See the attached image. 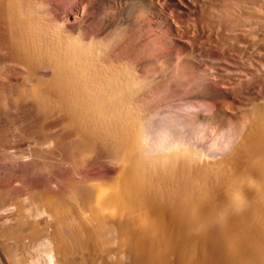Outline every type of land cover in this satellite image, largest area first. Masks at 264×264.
<instances>
[{
    "label": "bare ground",
    "instance_id": "1",
    "mask_svg": "<svg viewBox=\"0 0 264 264\" xmlns=\"http://www.w3.org/2000/svg\"><path fill=\"white\" fill-rule=\"evenodd\" d=\"M80 1L89 10L78 15L77 0H0V102L5 111L31 108L22 133L34 138L39 163L58 156L77 170L104 162L116 170L102 180L78 170L77 181L57 194L40 176L32 182L22 169L0 170V264H97L116 253L120 261L112 264H264V34L254 31L264 8L223 0L207 13L227 29L245 28L225 29L215 60L228 72L237 65L241 80L259 86L217 100L232 115V135L225 150L206 155L191 140H177L172 124L148 126L142 93L158 89L155 53L148 64L122 53L118 34L96 25L98 3ZM180 1L195 13L196 2ZM157 23L153 16L152 38ZM186 39L176 37L168 53ZM55 117H62L58 126L50 124Z\"/></svg>",
    "mask_w": 264,
    "mask_h": 264
},
{
    "label": "rangeland",
    "instance_id": "2",
    "mask_svg": "<svg viewBox=\"0 0 264 264\" xmlns=\"http://www.w3.org/2000/svg\"><path fill=\"white\" fill-rule=\"evenodd\" d=\"M94 1L98 3L96 25H99L101 27L102 34H107L106 31L109 32L108 34H111L113 31L115 32V34H118L119 37L117 40L116 47L120 49L122 53H124L129 57H134L135 59H139L144 64H148V60H146V57L149 56L150 54L155 53L154 57L157 59V62L155 63L156 69L154 75L156 76V79L154 80V86L158 89L156 90V92L153 93H150L149 91L148 92L145 91L142 93V96L145 97L144 102L142 103V109L148 113V115H146L148 126L151 128H156L162 125L165 126L172 124L175 128L177 140L180 139L191 140L194 144L202 146L203 151L204 153H206V155H208V151L210 150L215 154L219 153L218 148H222L223 150H225L226 148L224 147H226L227 142L230 140L232 135L231 128H233L232 127L233 118L230 113L228 112L223 113L219 111L217 106V100L225 97H230L235 92L234 90L237 91L240 88L243 89V87L246 86L253 87L255 89L257 85L259 86V83L257 84L256 82L254 83L250 82L251 84L248 85L247 84L248 82L246 80H241L243 79L242 76L244 74H242L239 71L237 72L236 70L238 68L237 65H231L230 66V68L232 67L231 69H233V66H236L234 68L235 71L228 72V70H225L226 68L222 69L223 67H221L222 65H220L221 60L219 61L215 60L218 59L217 58L218 56L220 57L222 55L221 53L224 50L223 49L224 45L223 46L221 45L223 44L221 38H227L226 37L227 31H231V29H235V28H237L236 30H238V32H241L243 30L242 29L243 27H239L237 24L235 28L232 27L231 29L230 28L227 29L228 26L229 27L231 26L230 24L228 25L226 23L228 26L225 27L226 24H224L223 27L221 24H218V22L217 24H215V22L213 23L210 20H206L208 19L207 16L209 15L207 13H210L213 10H215L218 7L219 3L222 4L221 1L223 0L220 1L191 0L190 2L193 5L196 2V4L194 5L195 7L196 5L198 7L199 4L201 5V3L203 4L205 1L207 2V3L205 2L201 6L199 5L200 7L198 8V10L196 7L195 13L192 9H190V7L187 8V6L183 4L184 2L183 1L181 2L180 0H94ZM210 1L214 2L213 5L212 2ZM258 2L262 6H260ZM208 3L211 6L207 5ZM251 4L254 5L253 8L254 7L255 8L260 7L259 9L264 8L263 5L264 0H253ZM251 4L250 6H252ZM118 5H121V8L118 7ZM64 6L67 9H71V10H73L74 8L73 5L70 4V1H68ZM203 6L204 9L205 7L207 8L204 10ZM213 7L215 9H213ZM87 10H89L87 3L84 4L83 1L77 0V14L79 15L83 11H87ZM204 13H206L207 15H205ZM153 16H155L158 21L157 29L155 31V35L157 38H152L153 32H151L150 29L151 28L150 21ZM202 16L205 18L203 19ZM211 23L218 26L221 25L220 26L221 28L219 27L218 30L217 26L215 27ZM207 24L208 26H206ZM263 24L264 23H262V25L261 23L255 24L254 31H256L257 33L256 35H258V33L260 35L261 33V35L263 36L264 34L263 33L264 29L262 27L264 26ZM120 25L123 26L124 28H122ZM232 25L235 26L234 24ZM1 28L2 27H0V31ZM117 28H119L120 31L122 29L123 32L122 31L121 32L125 35L123 34H122L123 36L120 35L119 34L120 31H118L119 29L117 30ZM260 28L263 29L262 32ZM225 29L227 31H225ZM3 31L5 32V28L2 30V33ZM192 31L195 33H193ZM222 32L224 33L222 34ZM2 33L0 34V37L3 36L1 38H5L6 34L2 35ZM243 33H245V28L243 30ZM261 35L258 37L262 38ZM176 37L189 38L188 40H190V42L186 39L185 41L186 44H184L183 47H177L176 49L174 48V53L169 54L168 53V50L170 49L169 47L173 45L172 42L174 39H176ZM191 42H195L196 46L194 47L191 46L192 45ZM190 47L193 48L191 49ZM198 49L200 51L203 50L202 53H199ZM210 49H213L214 51ZM191 50H193L194 52ZM213 54L216 55L213 56ZM247 61L246 59L243 58V61L241 62L245 64ZM168 68L170 69L169 72H167ZM229 78H231V80ZM258 86L256 87V90L258 89ZM2 103L0 102V112L2 113V116H0V129L2 128L3 125H8L9 127L8 128L6 126V128L9 129V130L6 129L5 131V133L7 132L6 133L7 137L6 139H3V142L0 146V170L3 176H5L4 173L10 169H22L24 171H27L26 173H28L30 177L33 179L31 180L32 182H35V180L38 179L37 177L39 176L42 177L44 180L47 181L46 184L48 185V190L50 191L52 190V192L56 191L55 193L57 194V192L63 190V187L67 188V184H69L71 181L73 182V180L75 179H76L75 181H77V172L78 170L82 171L83 168H86V170L88 169L87 171L83 170L82 172H80L81 175L87 177V180H90L91 178H100V180H102L103 176H105L106 174L110 175L115 172L116 170V167H114L115 165L114 164L112 165V163L109 162H107V164H104L106 163L104 162L102 163V165L101 163L92 164L87 167L85 166L83 168H79L78 170H77V164L70 165L68 160H66V162L59 161V159L56 158L58 156H55L56 159L53 158L52 156L50 157L48 156L47 160L50 159L49 160L50 162L42 160L43 162L41 161V163H39V161H37L38 158L37 159L33 158L36 151L38 150V146L34 138L32 137L29 138V136L27 137V135H24L22 133V131L24 130L22 126H25L22 123L24 124L29 123L26 121L27 119L25 118L29 116L28 119L29 120L32 119L30 118V115H28V113L29 114L31 113L29 112L31 108H29L28 110L27 108L29 106L26 108L18 107V109H21V111L17 110V108H15L13 111L12 110L8 111V109L10 108L7 107L8 109L6 108L5 111L6 106H4ZM16 110L19 111V113L18 112L16 113ZM5 112L8 113L5 114ZM20 113L23 115L21 116ZM15 117L17 119H15ZM23 117H24V121L26 122H22L23 120L19 121L23 119ZM61 119L62 117H58V118L55 117L52 120H50V124H52V126L54 125L58 126L59 121H61ZM216 121H220L221 126L219 127L216 126ZM31 122L32 121L30 120V123ZM53 130L54 129H52V131ZM214 131H216L218 135H213ZM202 140H204V142L201 144ZM67 163L69 164V166ZM88 176L90 177L92 176V177L89 179ZM79 218H81V216ZM79 218L77 219L80 220ZM70 221L71 223L74 221L73 217L71 220V216L69 222ZM109 237H110L109 234H105L103 236L105 240L108 239ZM107 246L110 247L111 245L107 244ZM92 252H93L92 250L91 252L90 250L85 252L89 256L91 255L89 257L86 254L87 258L89 257L88 260L86 259V262L93 258ZM79 254L80 252H77V257L82 256ZM116 254L113 255L114 258L111 256L112 255L111 254L109 256L110 260L108 262L102 260V261H98L100 263L97 264H103V262L108 264L114 263L115 261L113 260L119 257V255ZM79 257L77 259H79ZM117 259L120 261V258ZM118 260L117 263L120 264Z\"/></svg>",
    "mask_w": 264,
    "mask_h": 264
}]
</instances>
